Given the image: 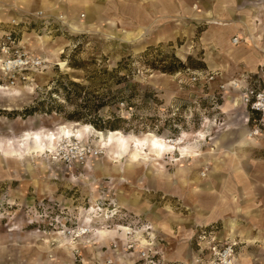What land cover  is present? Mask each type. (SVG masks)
Wrapping results in <instances>:
<instances>
[{
    "label": "rangeland",
    "instance_id": "1",
    "mask_svg": "<svg viewBox=\"0 0 264 264\" xmlns=\"http://www.w3.org/2000/svg\"><path fill=\"white\" fill-rule=\"evenodd\" d=\"M188 1L187 14L175 12L179 0H158V13L150 15L141 14V0H0V36L12 32L21 47L42 58L13 83L0 73V264L187 261L206 223L217 226L220 242L235 240V254L246 253L249 264H264V118L241 98L246 86H264V61L241 75L231 63L217 68L229 62L212 40L219 30L231 40L255 41L249 32L233 33L228 16L211 23L223 12L213 16L199 1L224 10L226 3ZM196 7L210 18L198 20ZM134 30L143 31L141 38ZM150 44L156 49L139 56ZM172 52L185 61L183 68L155 67ZM69 80L82 84L87 96L135 91L129 102H108L99 112L125 118V130L66 120L83 103L71 90L64 99L60 82L70 86ZM61 128L83 141L38 147L52 135L66 137ZM238 130L251 133L247 146L239 143L243 132L239 141L232 133ZM116 132L126 143L108 141ZM27 133L39 138L29 141ZM151 134L174 147L160 160L140 141ZM222 135L229 136L228 147L219 142ZM201 181L214 186L202 190ZM209 212L215 215L201 218ZM230 221L236 234L227 231Z\"/></svg>",
    "mask_w": 264,
    "mask_h": 264
},
{
    "label": "crops",
    "instance_id": "2",
    "mask_svg": "<svg viewBox=\"0 0 264 264\" xmlns=\"http://www.w3.org/2000/svg\"><path fill=\"white\" fill-rule=\"evenodd\" d=\"M141 1L142 2H140L139 4L141 14L145 13V14H150V15H153V14L156 15L158 13V9H159L158 0H141ZM179 2L181 3V6L179 7H176L174 3L175 12L187 14V12L184 11L183 6L185 4L190 3V1L179 0ZM215 3H218V4L226 3L225 5L227 6V9L224 10L223 7H220V8L217 7L216 9V8H213L214 6L212 5L211 2L206 3L204 1L203 2L199 1V4H202L205 8L210 9L211 15L213 16H218V11L220 10L223 12V16H221L220 19H215V20L212 19L210 20L211 23H215L216 21H218L216 23L219 24V20H222V18L227 19L226 16H228L227 21L231 22V25H232L231 29L233 33H236L239 36H241L242 33L249 32L252 39L255 41L254 44H252L251 42H243V40L237 43H233L229 34L219 30L218 32L220 35L212 40L214 41V44L217 45L221 51H223V52L220 51L219 54L225 53V57L227 56V58H229V62L228 63L220 62L216 65V67L222 70H226L228 64L231 63L232 65H235V67L237 68L238 75H241L247 72H251V73L255 72L258 68V64L261 61V59H263L264 61V0H227V1L220 0V2L217 1ZM133 14H135V16L139 15V13L136 11H133ZM2 15L4 19L9 18V15L7 13L5 14L3 13ZM194 15L198 20L202 18L204 19L210 18L209 12L199 9L198 7H196L195 9ZM142 33L143 31L138 30V32H136L134 36L136 38H141L140 35H142ZM160 38L161 36H156L155 40H160ZM165 38H166V34H165ZM260 51L263 52V55L261 57H260V54H261ZM207 63L210 66V61H208ZM262 75L264 78V74ZM232 82H234V79L231 80V83ZM225 123L228 124L227 122ZM233 123L235 124V122ZM242 132L243 134L241 136L239 143L243 146H247L249 144V140H246L245 138L247 136H250L247 130H244V131L238 130L232 133L236 134L237 136L236 140L239 141V136L241 135ZM219 142L223 143L224 146L222 147H226V145L228 147L230 143L229 136L222 135L219 139ZM237 158H238V165H236V169L238 170H235V171H237L240 174L239 179L237 180H239L240 182H243L244 180L241 179L242 178L241 174H243L244 165L239 159L240 157L237 156ZM234 160H236V157ZM197 181L198 183H200V178ZM197 181L194 183L196 187L198 186ZM185 185L188 187H191L188 183ZM199 186L204 187V188H200L204 190L205 188L213 187L214 183L201 181V184H199ZM196 187H194L192 191L194 192L197 191ZM251 187H257V186L255 184H252ZM232 200L233 202H235L236 199L232 197ZM214 215H215L214 212H209L208 214L201 216V218L209 219L210 216H214ZM196 221H197V218H196ZM197 223L201 224L199 226H203V223H200V222H197ZM206 224H208L209 226L215 227V229L217 228L216 225L209 224V223H206ZM236 228H237V224L233 221H230L227 231H229L231 234H236L235 233ZM171 232H172L171 229H169L170 234ZM217 233L220 235L219 231H217ZM253 241L254 239H252L250 236L247 237L246 242L248 244L252 243ZM249 260H250V257H248L246 253H238V254H235L233 264H249L251 261ZM261 260L264 262L263 259Z\"/></svg>",
    "mask_w": 264,
    "mask_h": 264
},
{
    "label": "built area",
    "instance_id": "3",
    "mask_svg": "<svg viewBox=\"0 0 264 264\" xmlns=\"http://www.w3.org/2000/svg\"><path fill=\"white\" fill-rule=\"evenodd\" d=\"M233 43L239 41L238 36L232 37ZM42 58L37 54L24 49L18 43L12 32L7 31L0 36V73L12 77L10 83L15 82L18 73L40 65ZM23 78L28 75L21 74ZM193 78H196L193 76ZM242 102L251 111L260 113L264 118V86L258 90L253 85H248L241 96ZM197 252L189 260L183 261H158L154 258L148 260V264H233L235 240L220 242L215 236V227H201L196 231ZM148 255L141 252V256Z\"/></svg>",
    "mask_w": 264,
    "mask_h": 264
},
{
    "label": "trees",
    "instance_id": "4",
    "mask_svg": "<svg viewBox=\"0 0 264 264\" xmlns=\"http://www.w3.org/2000/svg\"><path fill=\"white\" fill-rule=\"evenodd\" d=\"M156 49L152 44L147 45L142 51L138 53L139 56H145L148 52ZM189 57V56H188ZM159 61L163 60L162 57L158 58ZM76 66V64H73ZM185 66V61L181 60L177 57L173 52L170 53V60L165 62L164 64H160V66H155L162 71L174 72L179 70ZM68 86L67 84H62L60 82L61 87L66 91L64 99L70 98V91L75 96V99L79 98L81 95V99L83 103L78 104L76 109H74L71 113L66 116V120L72 122H81V123H89L96 130L107 131V130H125L122 123L125 122V118L121 117L119 114L111 112L109 117H102L100 109L107 105L108 102H129V96L132 91L128 94H124L121 91L112 92L108 94H100V95H91L87 96L88 93L83 89V85L77 81L69 80ZM144 95L150 96L152 100H155L156 95L154 91L150 89H145ZM173 131H177V129H173Z\"/></svg>",
    "mask_w": 264,
    "mask_h": 264
},
{
    "label": "bare ground",
    "instance_id": "5",
    "mask_svg": "<svg viewBox=\"0 0 264 264\" xmlns=\"http://www.w3.org/2000/svg\"><path fill=\"white\" fill-rule=\"evenodd\" d=\"M232 83H234L235 85L236 84L238 85V83L235 82V81L232 82ZM86 129H88V127H86ZM60 133H63L64 135H66V137L64 136V137H62V139H60V140L57 141L56 136L52 135V136L46 138L47 139V143L46 144H44L42 146H41V144H39L40 146H38V147H40V149L43 150L44 148L47 149L49 147L50 148H55L56 146L58 147L61 144V141H63V140L69 142L70 145H73L75 140H76V142L77 141L79 142L81 140L83 141V139H80L78 137H75L77 133L76 134H73L70 131H67L65 128H63ZM32 134L33 133H27V138L26 139L30 141L33 138H36V139L39 138L38 135L32 137ZM72 135H75V136H72ZM249 135H251V133H249ZM115 140H118L120 143H126L125 142V140H126L125 136H123L122 134H120V132L112 133L109 136L108 141L110 143L114 142ZM140 141H141L142 144H144V143H147L148 144L149 151H150V155L154 156V158L156 160L162 159V157L164 156V153L166 151H171L172 149H174V147L171 145V142L170 141H168L167 139H160L157 136H155L154 134L149 135V138L148 139H140ZM134 143H135L134 145L136 147H140L139 145H141L138 140H134ZM48 152H52L53 154H56V153H58V149L57 148L55 150H52L51 149ZM86 232H88V230H82V232L79 233V234H84Z\"/></svg>",
    "mask_w": 264,
    "mask_h": 264
}]
</instances>
